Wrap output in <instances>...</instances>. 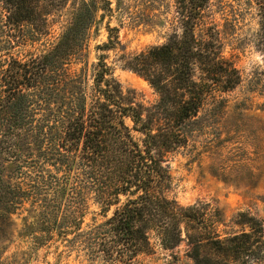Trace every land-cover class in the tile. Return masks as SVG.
Segmentation results:
<instances>
[{"label":"trees","instance_id":"obj_1","mask_svg":"<svg viewBox=\"0 0 264 264\" xmlns=\"http://www.w3.org/2000/svg\"><path fill=\"white\" fill-rule=\"evenodd\" d=\"M126 1L0 0L7 23L28 26L34 40L48 33V16L70 8L46 50L0 56V249L12 241V216L26 212L37 242L55 232L104 264H136L153 251L152 236L167 249L185 240L194 264H264L258 218L238 212L232 222L242 229L227 232L209 202L183 205L168 194L170 159L196 136H216L228 103L220 93L242 79L207 20L211 0H137L171 10L165 41L139 51L127 50L111 25ZM249 1L258 7L264 65V0ZM100 29L106 39L89 63ZM117 65L157 99L145 103L123 88ZM89 201L105 219L83 229Z\"/></svg>","mask_w":264,"mask_h":264},{"label":"rangeland","instance_id":"obj_2","mask_svg":"<svg viewBox=\"0 0 264 264\" xmlns=\"http://www.w3.org/2000/svg\"><path fill=\"white\" fill-rule=\"evenodd\" d=\"M167 11L171 12L158 5L127 0L119 19L112 18L111 25H119V38L127 50L139 51L165 41L171 31L166 23L170 18ZM69 12L70 8L64 7L48 16V33L34 40L29 39L28 26L7 23L0 4V56L22 58L46 50L57 40ZM207 20L219 30L224 54L234 61L242 79L232 91L220 93L228 103L216 136H196L170 159L173 185L168 194L183 205L197 200L209 202L219 210L224 231L242 229L232 222L241 211L255 216L264 226V65L255 47L260 26L258 7L249 0H211ZM105 39L103 29L90 39L89 63L96 61L94 46ZM112 58L111 54L109 61ZM114 76L123 88L135 89L145 103L157 99L150 85L130 70L117 65ZM104 219L100 206L89 201L82 228ZM12 220L13 238L0 249V264H104L101 258L92 259L55 232L37 242V223L32 214L17 213ZM151 242L153 251L139 255L136 264H194L185 240L168 249L153 236Z\"/></svg>","mask_w":264,"mask_h":264}]
</instances>
